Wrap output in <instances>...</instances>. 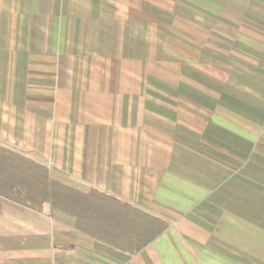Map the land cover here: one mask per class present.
Wrapping results in <instances>:
<instances>
[{
    "label": "crops",
    "instance_id": "1",
    "mask_svg": "<svg viewBox=\"0 0 264 264\" xmlns=\"http://www.w3.org/2000/svg\"><path fill=\"white\" fill-rule=\"evenodd\" d=\"M0 145L168 223L0 197V264H264V0H0Z\"/></svg>",
    "mask_w": 264,
    "mask_h": 264
},
{
    "label": "trees",
    "instance_id": "2",
    "mask_svg": "<svg viewBox=\"0 0 264 264\" xmlns=\"http://www.w3.org/2000/svg\"><path fill=\"white\" fill-rule=\"evenodd\" d=\"M0 197L36 212L74 219L79 231L115 248L137 253L168 228L164 220L97 189L83 190L50 169L0 145Z\"/></svg>",
    "mask_w": 264,
    "mask_h": 264
},
{
    "label": "rangeland",
    "instance_id": "3",
    "mask_svg": "<svg viewBox=\"0 0 264 264\" xmlns=\"http://www.w3.org/2000/svg\"><path fill=\"white\" fill-rule=\"evenodd\" d=\"M243 260H244V263H249L250 262L249 256H244Z\"/></svg>",
    "mask_w": 264,
    "mask_h": 264
}]
</instances>
